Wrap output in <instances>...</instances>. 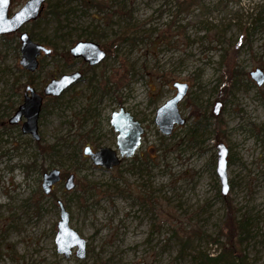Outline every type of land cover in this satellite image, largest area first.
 I'll use <instances>...</instances> for the list:
<instances>
[{
	"label": "rangeland",
	"instance_id": "obj_1",
	"mask_svg": "<svg viewBox=\"0 0 264 264\" xmlns=\"http://www.w3.org/2000/svg\"><path fill=\"white\" fill-rule=\"evenodd\" d=\"M27 1L12 0L10 16ZM119 1L131 15H113L115 4L104 15L91 0L46 2L47 14L22 29L53 50L34 73L20 64L21 31L0 36V264H204L228 245L225 198L245 226L234 237L239 264H264V83L250 75L264 71V0L225 8L198 0L201 10L182 12L179 0ZM127 21L135 32L118 41ZM80 40L100 43L107 58L90 67L65 54ZM77 69L81 81L44 98L40 142L54 146L44 153L22 132L24 120H8L27 85L42 93ZM175 81L189 84L179 103L186 122L164 135L155 116ZM121 107L144 126L142 144L120 165L97 167L83 150L117 149L110 120ZM220 142L229 149L227 196L217 174ZM54 168L62 180L47 194L43 174ZM71 173L76 186L68 191ZM59 199L87 241L84 259L76 248L69 258L58 253Z\"/></svg>",
	"mask_w": 264,
	"mask_h": 264
},
{
	"label": "water",
	"instance_id": "obj_2",
	"mask_svg": "<svg viewBox=\"0 0 264 264\" xmlns=\"http://www.w3.org/2000/svg\"><path fill=\"white\" fill-rule=\"evenodd\" d=\"M48 0H28L21 9L10 16L9 8L12 0H0V36L18 33L21 41L20 64L29 72H35L39 68V57L44 54L50 56L52 49L44 44L36 42L29 32L22 30L24 26L37 20L42 14ZM70 54L75 58H81L90 66H97L107 58V51L100 43L94 40H80L69 49ZM81 70H74L71 73L62 74L58 78L51 79L44 87L42 93L38 92L33 86L27 85L24 91L23 103L8 122L18 124L22 122V132L31 135L36 141L41 139L39 133V118L46 96L59 97L69 88L78 83L83 78ZM251 77L258 85L264 83V71L257 68L250 72ZM173 86L176 93L161 105L156 112L155 123L164 135L172 134L176 125H183L186 119L179 111V103L184 99L189 91V84L175 81ZM221 103L215 106V113L218 114ZM110 124L117 133V149L111 147H100L94 150L92 146L86 145L84 154L89 156L93 164L97 167L111 169L120 165L124 158L134 156L142 144L144 126L135 116L121 107L111 115ZM217 174L221 180V192L227 196L230 190L228 177V154L229 149L220 142L217 145ZM62 180V173L58 168L51 169L43 174L42 188L49 194L53 186ZM65 189L70 191L76 186L75 175L69 174L65 183ZM61 209L60 221L57 224L56 245L58 253L69 258L76 248V255L84 259L87 255V241L78 231L70 226V214L63 201L58 200Z\"/></svg>",
	"mask_w": 264,
	"mask_h": 264
},
{
	"label": "trees",
	"instance_id": "obj_3",
	"mask_svg": "<svg viewBox=\"0 0 264 264\" xmlns=\"http://www.w3.org/2000/svg\"><path fill=\"white\" fill-rule=\"evenodd\" d=\"M50 1L51 0H48L47 3H49ZM231 1L234 2V0H220L218 4H220L223 8H225L228 5V3ZM110 2L111 3H108V0H91L92 5L90 6L95 7L98 12L100 13L103 12L105 15L109 11V9L114 6L112 4H115L117 10L112 12L113 15H120V16L131 15L130 12L133 11V7L127 8L126 5H124L123 2L119 0H113ZM178 3L180 5L178 12L194 11L195 9H199V10L202 9L201 4L198 2V0H179ZM51 13L56 17L60 16V12L57 9L51 10ZM46 14L47 11L45 9L43 10L42 14L37 20L41 19L42 16H45ZM134 32H135V26L131 24V21H127L120 35L118 36L117 40L118 41L129 40L130 39L129 36H131ZM95 35L97 36L95 37L96 39H99L101 37L98 34V32H95ZM65 54L71 56L69 50H67ZM37 145L44 153H48L54 147L53 145H47V144L42 145L40 141L37 142ZM225 202H227L229 216H230L228 218L229 221L227 225L228 233L226 236L228 245L226 247H223L222 250L216 255L211 256L207 254L206 256H204L203 258L204 264H239L235 251V249L237 248H235L236 240L234 239V237L236 235H239L242 232V230H245V226H244V222L241 223L240 221L236 224V221L234 220V214L236 210L232 208L233 205L232 203H230V201L227 198H225ZM236 231H238L237 234Z\"/></svg>",
	"mask_w": 264,
	"mask_h": 264
},
{
	"label": "flooded vegetation",
	"instance_id": "obj_4",
	"mask_svg": "<svg viewBox=\"0 0 264 264\" xmlns=\"http://www.w3.org/2000/svg\"><path fill=\"white\" fill-rule=\"evenodd\" d=\"M52 53H53V51H52ZM72 56V55H71ZM75 58V57H74ZM76 59H81V58H76ZM83 60V59H82ZM86 63V62H85ZM87 64V63H86ZM89 65V64H88ZM39 66H40V64H39ZM90 66V65H89ZM90 67H95V66H90ZM39 69V68H38ZM77 70H79V69H77ZM31 73H34V72H31ZM84 76V75H83ZM22 122V121H21ZM19 124V123H18ZM94 149V148H93ZM95 150V149H94ZM87 157H89V156H87ZM90 158V157H89Z\"/></svg>",
	"mask_w": 264,
	"mask_h": 264
},
{
	"label": "bare ground",
	"instance_id": "obj_5",
	"mask_svg": "<svg viewBox=\"0 0 264 264\" xmlns=\"http://www.w3.org/2000/svg\"><path fill=\"white\" fill-rule=\"evenodd\" d=\"M46 97H53V96H46ZM13 125V124H12ZM14 125H16V124H14ZM113 128V127H112ZM114 130V129H113ZM31 136V135H30ZM32 137V136H31ZM33 138V137H32ZM34 139V138H33ZM35 140V139H34ZM36 141V140H35ZM40 141V140H39ZM38 142V141H37ZM83 153H84V150H83ZM85 155V154H84ZM85 156H87V155H85ZM91 159V158H90Z\"/></svg>",
	"mask_w": 264,
	"mask_h": 264
}]
</instances>
